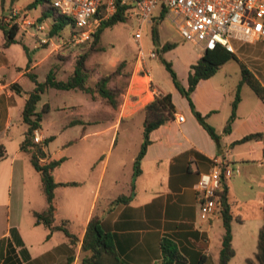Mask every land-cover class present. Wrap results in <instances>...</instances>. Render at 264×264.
<instances>
[{
	"label": "crops",
	"instance_id": "obj_1",
	"mask_svg": "<svg viewBox=\"0 0 264 264\" xmlns=\"http://www.w3.org/2000/svg\"><path fill=\"white\" fill-rule=\"evenodd\" d=\"M197 47L200 56L204 49ZM6 48L3 46L0 50V143L6 149V156L0 159V215L4 212L6 217L5 226L0 229V264H82V238L94 214L101 217L103 230L110 235V244L118 260L116 264H163L162 241H169L181 253L182 260L176 264H218L223 222L220 216L207 221L199 219L198 192L194 187L199 175L209 171L217 161L231 168V175L224 178L228 201L238 177H244L249 186L257 185L256 193L260 199L264 194L263 102L256 96L257 99L251 98L246 103L240 95L231 131L223 133L241 79L239 64L230 69L225 67L228 61L225 62L214 75L200 80L191 92L195 108L220 135L218 146L196 120L187 99L175 87L165 91L156 85L150 60L148 75L140 76L132 70L118 110L107 104L103 110H98L93 102V111H103L113 121L108 127L113 131L110 143L117 128L135 112L133 107L137 104L142 110L155 93L169 92L176 112L173 120L149 133L150 143L140 160V172L133 176V162L140 148L137 147L130 158L127 186L119 194H112L108 187L101 198L102 171L96 178L93 171H86L83 167L82 176L54 178L59 182H80L73 186H57L54 191V224L68 221L64 226L75 235V242L71 243L61 230L49 232L44 225L34 223L33 211H41L46 206L40 176L37 171L30 173L29 156L19 147L25 127L15 143L8 133L14 116L21 120L24 100L32 90L25 91L19 80L35 65L29 60V69L17 70L23 68L7 59ZM53 50L50 49L44 57L50 58ZM232 52L264 86V58H260L264 54V41L239 42L237 47L233 46ZM188 72L185 79L179 78L182 84H186ZM217 74L220 77L216 80ZM14 82L19 87L11 89L10 84ZM151 83L153 88H149ZM243 85L248 86L241 84L240 91L248 95ZM16 89L20 90L18 94ZM47 93L48 89L41 94L36 111L44 103L48 104ZM178 96L181 97L178 99ZM179 115L184 118L182 122L176 119ZM39 130L45 138L41 127ZM253 133H260L262 137L239 142L242 137ZM43 149L46 151L45 147ZM87 167L90 169V165ZM119 195L125 196L124 201L114 203ZM231 243L234 249L233 234Z\"/></svg>",
	"mask_w": 264,
	"mask_h": 264
},
{
	"label": "rangeland",
	"instance_id": "obj_2",
	"mask_svg": "<svg viewBox=\"0 0 264 264\" xmlns=\"http://www.w3.org/2000/svg\"><path fill=\"white\" fill-rule=\"evenodd\" d=\"M32 0H0V21L6 23L7 27L16 25L18 27V42L6 48L7 59L23 69H29L28 61L35 66L26 71V76L19 80V84L25 91L34 86L28 74L34 73L38 81H43L52 69L57 78L64 79L69 71L73 69V61L78 53L87 51L90 42L74 44L69 41L70 27L66 26L61 34L50 35L48 27L50 19L41 20L42 6L29 8ZM50 5V3H49ZM51 6V5H50ZM160 8L153 11V17L160 15ZM146 24L142 30V45L145 50L155 49L164 43H172L174 47L161 53L160 57L150 60V68L156 85L162 90H174L170 74L161 63L164 58L172 64V68L180 79H185L189 65L199 57L200 50L195 44L186 41L167 14L157 22V40L153 42L151 25ZM43 25V28L39 26ZM136 29V18L127 17L124 21L104 29L97 43L96 50L89 52L87 65L90 69L91 85L101 76L113 72V83L122 87V92L128 84L132 70L134 69L137 46L133 38ZM23 33V34H21ZM0 29V50H2L3 35ZM42 38H48L46 42ZM239 41L232 40V45L237 47ZM242 43V42H241ZM24 45L27 47L25 50ZM58 47V48H55ZM49 55L44 57L50 49ZM44 57V58H43ZM264 58V54L260 55ZM39 61V62H38ZM123 65L116 70L120 62ZM35 62H38L35 64ZM149 63V61H148ZM27 64V65H26ZM225 67L230 69L238 67V63L229 60ZM231 74V73H230ZM219 74L215 76L218 79ZM149 88H153L151 83ZM248 95L240 91L243 101L249 103L251 98L257 99L256 94L249 86L243 85ZM49 110L43 112L40 121L41 128L47 138L44 144L46 152L54 158H63L64 161L54 171V178L60 179L71 176H82V168L93 171L92 175L98 178L102 171L101 198L108 187L112 194H119L127 186L131 169L130 158L136 152L142 141L143 131V109L139 110L137 104L133 107L135 112L126 118L117 128L114 139L110 143L112 130L109 125L113 122L110 115L103 111H93L95 108L103 110L105 103L101 100H92L90 94L82 90L69 89L60 90L49 88L46 95ZM181 96H178V99ZM119 103L123 95L118 97ZM180 103V102H179ZM41 110V107H40ZM15 113H13L14 115ZM78 123L69 124L71 120ZM19 117L14 116L13 126L8 137L15 140L20 136L24 128ZM84 127V129H83ZM85 133H87L85 135ZM11 143H9L10 146ZM108 147H113L109 149ZM48 153V154H49ZM94 163V164H93ZM90 165V169L87 167ZM30 173L35 174L33 166H29ZM237 177V176H236ZM249 186L246 179L236 178L229 197L231 207V230L233 234L234 255L227 264H247V259L252 258L257 249V236L262 224V198L257 195V185ZM5 214L0 215V229L5 226ZM174 246V245H173ZM176 248V247H175ZM177 249V248H176ZM179 255L181 254L177 249ZM248 258H244V257ZM181 261V257H179Z\"/></svg>",
	"mask_w": 264,
	"mask_h": 264
},
{
	"label": "trees",
	"instance_id": "obj_3",
	"mask_svg": "<svg viewBox=\"0 0 264 264\" xmlns=\"http://www.w3.org/2000/svg\"><path fill=\"white\" fill-rule=\"evenodd\" d=\"M16 1V0H12ZM42 6L41 20L50 19L48 32L54 36L66 26L72 28V19L69 16L60 14L56 9L49 5L48 0H32L28 7L37 8ZM125 6L118 7L117 10L108 18L101 20L95 31L92 33V39L90 47L87 51L78 53L73 61L72 72L66 79H57L54 71L49 70L43 81H38L37 76L34 73L28 74L29 78L33 81L34 86L31 91L28 92V96L25 98L23 107L21 110V120L25 125L23 132V138L19 144L22 151L28 154L29 161L33 168L39 173L41 191L44 195L46 206L41 211H33L34 223L44 225L49 232L54 230H61L69 239L71 243L75 242V235L70 233L64 226L68 221L62 220L59 225L54 224L55 213H56V199H55V188L57 186H73L78 185V181H66L59 182L54 179V170L62 164L63 158H54L46 151L43 147L47 138H43L41 143H34L32 141V132L35 128H40V121L42 114L49 110V105L44 103L41 110L36 111V104L40 99L41 94L49 88H55L60 90L77 89L82 90L90 94L92 100H103L102 102L116 109L119 103L118 97L122 94V87L113 83V72L105 74L99 77L93 85L90 81V69L87 65V59L89 52L96 50L97 43L100 40L104 29L111 27L118 22L124 21L127 16L125 15ZM164 11L158 16V20L163 17ZM151 32L153 42L157 40V18H152ZM0 29L3 33V46L8 47L9 45L18 42V27L13 25L7 27L6 23L0 21ZM174 47L172 43H164L160 48L156 47V52L159 54ZM25 50L27 47L24 45ZM161 63L170 74L172 83L178 92L187 99L189 107L195 116L196 120L200 125L208 132L210 137L215 141L216 145H220V135L216 130L207 123L205 116L202 115L196 108L191 99V92L194 90L197 83L202 79H207L214 75L222 64L229 60H234L239 64L241 79L236 89L234 99L231 104V112L223 128V133L228 134L231 131L232 123L236 117L237 104L240 101V86L246 83L256 96L264 104V86L258 80V78L250 72L244 64L237 58L234 52L228 50L222 45H215L214 48H206L202 54L197 58L195 63L190 65V69L187 75L186 84H182L177 77L175 71L172 68V64L164 58H160ZM123 65L121 61L116 70ZM14 86H18L17 83L10 84V88L14 89ZM19 87V86H18ZM15 92L18 94L19 89ZM176 109L172 101L171 94L155 93L152 100L145 104L143 108V131L142 141L140 143L139 151L133 162V176L139 174V163L145 153L147 145L150 143L149 133L159 127L161 124L167 121L173 120ZM78 121H71L69 124H76ZM260 133H253L242 137L239 142H244L250 139L260 138ZM6 156L5 146L0 143V159ZM222 189L219 192L221 203H222V222H223V234L221 238V248L219 251L218 264H227L230 258L234 255V249L232 247V232H231V207L227 198V186L226 181L223 179ZM125 196H117L113 202L124 201ZM49 236V234L47 235ZM163 264H176L180 259L178 251L173 247L169 241H162L161 243ZM81 251L84 253L82 257V264H116L118 261L113 252V248L110 244V235L103 230L101 217L94 214L89 219L81 243ZM247 264H264V194L262 198V224L258 231L257 236V249L252 258L247 259Z\"/></svg>",
	"mask_w": 264,
	"mask_h": 264
},
{
	"label": "built area",
	"instance_id": "obj_4",
	"mask_svg": "<svg viewBox=\"0 0 264 264\" xmlns=\"http://www.w3.org/2000/svg\"><path fill=\"white\" fill-rule=\"evenodd\" d=\"M60 14L71 17L69 41L82 44L91 41L101 20L110 17L118 7L125 6V15L136 18L133 34L137 46L134 72L149 74L148 61L156 58V49L145 50L142 30L151 22L159 7L174 23L181 36L202 49L222 45L233 51L232 40L242 43L264 41V0H48ZM43 28V25L39 26ZM48 38H42L46 42ZM178 122L184 120L182 115ZM39 128L32 132V141L41 143ZM231 175V168L214 161L209 171L199 175L194 187L198 192V216L202 221L221 217L219 195L222 181Z\"/></svg>",
	"mask_w": 264,
	"mask_h": 264
}]
</instances>
